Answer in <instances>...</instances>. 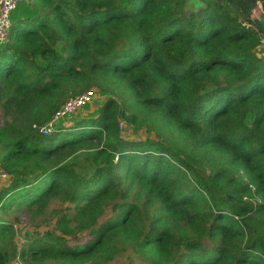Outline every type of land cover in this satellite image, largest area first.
<instances>
[{
  "label": "trees",
  "instance_id": "obj_1",
  "mask_svg": "<svg viewBox=\"0 0 264 264\" xmlns=\"http://www.w3.org/2000/svg\"><path fill=\"white\" fill-rule=\"evenodd\" d=\"M201 1L29 0L11 23L0 208L66 206L21 248L0 217V264H264V0ZM91 88L93 118L34 127Z\"/></svg>",
  "mask_w": 264,
  "mask_h": 264
},
{
  "label": "rangeland",
  "instance_id": "obj_2",
  "mask_svg": "<svg viewBox=\"0 0 264 264\" xmlns=\"http://www.w3.org/2000/svg\"><path fill=\"white\" fill-rule=\"evenodd\" d=\"M203 7V3L201 0H186L184 5V9L186 12H196ZM16 13H12V22L15 19L21 18H33L38 13L35 11L34 6L29 2V0H23L19 3L17 8L15 9ZM17 14V15H15ZM15 15V16H14ZM257 55L264 60V40L260 46L256 48ZM92 89V88H91ZM90 89V90H91ZM93 90V89H92ZM96 97L87 104L85 107L79 109L78 111L74 112L72 115L67 117H63L59 120L57 128L62 129L66 127H70L77 121L83 118H93L98 109L103 104L105 98L99 90H96ZM122 133L126 138L135 139L136 137L145 138L150 136L144 130L134 131L133 128L125 126L122 129ZM0 150V154H1ZM12 176L7 175L0 181V192L8 187L12 181ZM16 197V195H15ZM66 206L60 200V197H53L48 203L46 207H40L39 209L34 208V210H28L26 207L18 208L15 205H12L8 209H1L0 208V217H3L7 222L12 223L15 227L16 235H15V242L18 248H21L24 243L27 242L29 237L36 235L37 233H44L45 231L51 230L53 232H57V219H58V211L62 210ZM111 212L107 210L105 214V218H107ZM103 218V220L105 219ZM102 221V220H101ZM87 236V232H83L82 234L78 235L76 240H84ZM74 240V241H76ZM132 254V253H131ZM126 257L121 258V261H124ZM14 260V258H13ZM12 260V261H13ZM25 262V261H24ZM26 263V262H25ZM27 264V263H26ZM42 264H67L62 262H45ZM88 264H98V263H88ZM113 264V263H109Z\"/></svg>",
  "mask_w": 264,
  "mask_h": 264
},
{
  "label": "built area",
  "instance_id": "obj_3",
  "mask_svg": "<svg viewBox=\"0 0 264 264\" xmlns=\"http://www.w3.org/2000/svg\"><path fill=\"white\" fill-rule=\"evenodd\" d=\"M22 1L23 0H0V47L6 43L8 29L12 23V13ZM95 97L96 92L94 89L88 90L81 95L72 97L68 99L66 103H64L55 113V115H53L49 120L38 127H36L37 125H34V127L38 128L44 135H48L54 130L58 129L57 125L60 119L72 115L74 112L85 107L87 104L92 102ZM119 127L121 130L124 129L125 123L121 121ZM7 175L8 174L0 166V181ZM11 264L26 263L18 255L14 258Z\"/></svg>",
  "mask_w": 264,
  "mask_h": 264
},
{
  "label": "crops",
  "instance_id": "obj_4",
  "mask_svg": "<svg viewBox=\"0 0 264 264\" xmlns=\"http://www.w3.org/2000/svg\"><path fill=\"white\" fill-rule=\"evenodd\" d=\"M14 13H16V12L14 11ZM14 13H13V14H14ZM15 15H17V14H15ZM15 15H14V16H15ZM17 16H18V15H17Z\"/></svg>",
  "mask_w": 264,
  "mask_h": 264
}]
</instances>
